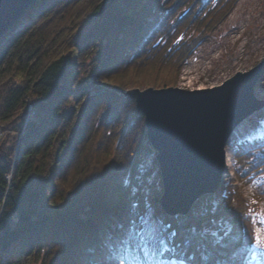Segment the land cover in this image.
Here are the masks:
<instances>
[{
    "label": "trees",
    "instance_id": "obj_1",
    "mask_svg": "<svg viewBox=\"0 0 264 264\" xmlns=\"http://www.w3.org/2000/svg\"><path fill=\"white\" fill-rule=\"evenodd\" d=\"M237 1L36 0L1 36L0 264H125L133 201H150L176 241L194 228L211 264L245 263L264 187L249 201L221 185L167 215L143 115L123 95L176 86ZM233 157L249 183L264 172V138L238 140Z\"/></svg>",
    "mask_w": 264,
    "mask_h": 264
},
{
    "label": "water",
    "instance_id": "obj_2",
    "mask_svg": "<svg viewBox=\"0 0 264 264\" xmlns=\"http://www.w3.org/2000/svg\"><path fill=\"white\" fill-rule=\"evenodd\" d=\"M35 1L0 0V38ZM263 76L264 58L214 86L123 91L143 115L162 182L158 203L167 215H186L201 196L218 190L227 140L236 125L264 104L255 94Z\"/></svg>",
    "mask_w": 264,
    "mask_h": 264
},
{
    "label": "rangeland",
    "instance_id": "obj_3",
    "mask_svg": "<svg viewBox=\"0 0 264 264\" xmlns=\"http://www.w3.org/2000/svg\"><path fill=\"white\" fill-rule=\"evenodd\" d=\"M248 12L254 14L262 12L261 20L258 22L247 18L246 15L240 16L241 13ZM179 38H182V35ZM263 58L264 0H238L222 23L209 33L204 41L198 44L195 52L180 70L179 81L176 86L196 89L218 85L235 72L250 69ZM255 94L258 98L264 99V77L256 84ZM244 125L247 127L244 128ZM235 133L237 135H232L226 146L227 154L229 153L230 157L226 161V171L223 174L221 185L236 186L242 191L246 199L253 201L252 195L256 188L264 187V172L257 175L249 183H244L239 179L234 166V144L241 139L264 138V106L250 114L237 127ZM3 135L0 130V139ZM154 156L155 151L148 155L147 163L151 166ZM157 170H159L158 163L147 171L155 175ZM252 220L254 222V235L259 231L260 236L264 238V199L259 200ZM161 227L167 229L165 235L173 232L168 224L162 222ZM138 255L141 257V264H155V262L146 261L143 252L138 253ZM125 264H130V262L127 261ZM244 264H264V249H257L256 258L252 259L250 248Z\"/></svg>",
    "mask_w": 264,
    "mask_h": 264
},
{
    "label": "snow or ice",
    "instance_id": "obj_4",
    "mask_svg": "<svg viewBox=\"0 0 264 264\" xmlns=\"http://www.w3.org/2000/svg\"><path fill=\"white\" fill-rule=\"evenodd\" d=\"M129 217L125 228L127 237L121 244L130 264H141L140 255L133 252H143L144 259L155 264H211V257L202 251L203 237L197 239L194 228L182 241L175 239L178 232L165 235L167 229L161 227L162 221L150 201L145 203L143 211L139 209V202L133 201L129 206ZM136 235H140V241L134 239ZM257 249H264V238L259 231L255 235V244L251 245L252 259L256 258ZM117 261L118 264H124V259L118 257Z\"/></svg>",
    "mask_w": 264,
    "mask_h": 264
},
{
    "label": "bare ground",
    "instance_id": "obj_5",
    "mask_svg": "<svg viewBox=\"0 0 264 264\" xmlns=\"http://www.w3.org/2000/svg\"><path fill=\"white\" fill-rule=\"evenodd\" d=\"M245 15H246L247 18H249V19H253V20L259 22V21L261 20V17H262V12H258V13H256V14H254V13H252V12L241 13V14H240L241 17H244ZM226 46H227V44H226ZM257 83H258V82H257ZM263 106H264V104H263ZM260 108H261V107H260ZM258 109H259V108H258ZM258 109H257V110H258ZM254 112H256V110H255ZM246 119H247V117H246ZM243 121H244V120H243ZM243 121H242L241 123H243ZM241 123H240V124H241ZM240 124H239V125H240ZM239 125H238V126H239ZM245 126H246V125H244V128H245ZM246 127H247V126H246ZM236 130H237V128L234 130V132H233L232 135H234V134L237 135V134L235 133ZM229 157H230V154L228 153V154H227V160L229 159Z\"/></svg>",
    "mask_w": 264,
    "mask_h": 264
}]
</instances>
